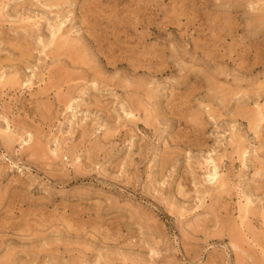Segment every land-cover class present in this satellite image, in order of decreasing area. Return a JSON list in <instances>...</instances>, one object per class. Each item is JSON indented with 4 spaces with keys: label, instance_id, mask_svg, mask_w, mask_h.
<instances>
[{
    "label": "rangeland",
    "instance_id": "374dc122",
    "mask_svg": "<svg viewBox=\"0 0 264 264\" xmlns=\"http://www.w3.org/2000/svg\"><path fill=\"white\" fill-rule=\"evenodd\" d=\"M49 1L0 0V264H264V0Z\"/></svg>",
    "mask_w": 264,
    "mask_h": 264
},
{
    "label": "bare ground",
    "instance_id": "6f19581e",
    "mask_svg": "<svg viewBox=\"0 0 264 264\" xmlns=\"http://www.w3.org/2000/svg\"><path fill=\"white\" fill-rule=\"evenodd\" d=\"M54 1H56V0H54ZM49 2H52V1L50 0ZM52 3H53V2H52ZM49 4H50V3H49ZM60 21H62V20H60ZM59 25H60V24H59ZM62 25H63V24H62ZM54 26H55V25H54ZM61 28H62V26H61ZM51 31H52V30H51ZM60 31H61V30H60ZM53 32H54V31H53ZM61 33H62V32H61ZM55 35H56V33H55ZM62 35H63V34H62ZM51 37H52V36H51ZM56 37H57V36H56ZM65 37H66V36H64V38H65ZM53 38H54V37H53ZM59 38H60V37H59ZM59 38L56 39V40H54V41L58 43ZM61 38H62V37H61ZM66 38H67V37H66ZM66 38H65V39H66ZM54 39H55V38H54ZM62 40H63V39H62ZM60 42H61V40H60ZM60 42H59V44H60ZM62 42H63V41H62ZM65 42H66V40H65ZM53 43H54V42H53ZM71 44H72V43H71ZM43 45H44V44H43ZM57 45H58V44H57ZM60 45H61V44H60ZM63 45H64V44L62 43V46H63ZM65 45H66V44H65ZM67 45H68V44H67ZM69 45H70V44H69ZM69 45H68V46H69ZM72 46H74V45H72ZM75 46H77V45H75ZM56 47H57V49L60 48V47L58 48V46H56ZM78 47H79V46H78ZM27 48H28V46H27ZM63 48H64V46H63ZM67 48H68V47H67ZM82 48H83V49L85 48L84 45H83ZM16 49H17V48H16ZM28 50H29V49H28ZM60 50H61V48H60ZM71 50H72V49H71ZM79 50H80V49H79ZM84 50H86V49H84ZM84 50H83V51H84ZM29 51H30V50H29ZM49 51H50V50H49ZM65 51H66V47H65ZM21 52H22V51H20V53H21ZM73 52H75L74 49H73ZM27 53H29V52H27ZM48 53H49V52H48ZM63 53H64V52H63ZM69 53H70V52H69ZM79 53H82V52H79ZM83 53H84V52H83ZM83 53H82V57H83V55H85V53H84V54H83ZM29 54H30V53H29ZM29 54H28V55H29ZM70 54H73V53H70ZM21 55H22V54H21ZM25 55H26V54H25ZM55 56H56V55H55ZM70 56H71V55H70ZM70 56H69V57H70ZM86 56H87V55H86ZM26 57H28V56L26 55ZM26 57H25V58H26ZM31 57H32V56H31ZM63 57H64V55H63ZM88 57H89V56H88ZM21 58H22V57H21ZM80 58H81V56H80ZM64 59H65V58H64ZM71 59H72V58H71ZM75 59H76V58H74V60H75ZM83 59H84V58H82L81 63H77V62H75V61H73V62H75V64H76V63H77V64H80V66H81V64L84 62ZM86 59H87V58H86ZM91 59H92V58H91ZM21 60H24V56H23V58H22ZM65 60H67V59H65ZM84 60H85V59H84ZM73 62H72V63H73ZM85 62H86V61H85ZM88 62H89V60H88ZM89 63H90V62H89ZM89 63L87 64V62H86L85 64L89 65ZM69 64H70V63H69ZM69 64H68V65H69ZM77 64H76V65H77ZM90 64H91V63H90ZM63 65H64V64H63ZM70 65H71V64H70ZM72 65H73V64H72ZM82 65H83V64H82ZM78 66H79V65H78ZM74 67H75V66H74ZM84 67H85V66H84ZM89 67H91V66L89 65ZM89 67H88V68H89ZM78 68H80V67H78ZM88 68H87V70L90 71V68H89V69H88ZM59 69H60V68H59ZM69 70H70V69H69ZM82 70H83V69H82ZM85 70H86V68H85ZM87 70H86V71H87ZM92 70H93V68H92ZM92 70H91V71H92ZM62 71H63V70H62ZM78 71H80V70H78ZM66 72H67V71H65V73H66ZM76 72H77V71H76ZM80 72H81V71H80ZM93 72H94V71H93ZM95 72H96V71H95ZM13 73H14V72H13ZM54 73L57 74L55 71H54ZM59 73H60V72H59ZM68 73H69V72H68ZM41 74H42V73H41ZM48 74H49V73H48ZM62 74H63V73H62ZM80 74H81V73H80ZM51 75H52V74H51ZM82 75H83V73H82ZM91 75H94V74H91ZM14 76H15V75H14ZM63 76H64V75H63ZM69 76H70V74H69ZM69 76H66V77L69 78ZM71 76H72V75H71ZM74 76H75V75H74ZM100 76H101V75H100ZM10 77L12 78L13 76H10ZM17 77H18V76H17ZM56 77H57V76H56ZM87 77H88V76H87ZM96 77L99 78V76H96ZM13 78H15V77H13ZM47 78H50V77L48 76ZM62 78H63V77H62ZM62 78H61V79H62ZM74 78H75V77H74ZM76 78H77V76H76ZM50 79H51V78H50ZM52 79H53V82H54V77H53ZM58 79H60V78H58ZM77 79H81V78H77ZM82 79H83V78H82ZM86 79H87V78H86ZM88 79H89V78H88ZM5 80H7V79H5ZM13 80H14V79H13ZM48 80H49V79H48ZM48 80H47V81H48ZM55 80H56V79H55ZM63 80H65V79H63ZM17 81H18V80H17ZM47 81H46V83H47ZM66 81H67V80H66ZM73 81H74V80H73ZM84 81H85V80H84ZM49 82H51V81H49ZM60 82H61V81H60ZM67 82H68V81H67ZM67 82H65V83H67ZM105 82H106V81H105ZM0 83H1V82H0ZM3 83H4V81H3ZM8 83H9V82H8ZM13 83H14V81H13ZM46 83H45V84H46ZM57 83H58V82H57ZM68 83H69V82H68ZM5 84H6V83H5ZM5 84L3 85V87L5 86ZM11 84H12V83H11ZM53 84H54V83H53ZM53 84H52V86H53ZM212 84H213V83H212ZM47 85H48V84H47ZM62 85H63V83H62ZM66 85H67V84H65V86H66ZM70 85H71V84H70ZM6 86H7V84H6ZM57 86H58V84H57ZM65 86H64V87H65ZM82 86H83V85H82ZM141 86H142V85H140V87H141ZM12 87H13V86H12ZM47 87H48V86H47ZM67 87H68V86H67ZM10 88H11V87H10ZM50 88H51V87H50ZM53 88H54V87H53ZM143 88H144V87H143ZM146 88H147V87H146ZM146 88H145V89H146ZM212 88H213V87H212ZM261 88H262V87H261ZM6 89H7V88H6ZM8 89H9V88H8ZM54 89H55V88H54ZM65 89H66V88H65ZM216 89H217V88H216ZM71 90H72V89H71ZM138 90H141V89L139 88ZM135 91H136V90H135ZM145 91H146V90H145ZM145 91H144V92H145ZM142 92H143V91H142ZM229 92H230V91H229ZM261 92H262V91H261ZM41 93H42V92H41ZM145 93L148 94L147 92H145ZM232 93H233V92H232ZM132 94H134V93H132ZM217 94H218V93H217ZM234 94H235V93H234ZM234 94H233V95H234ZM129 95H131V94H129ZM220 95H221V94H220ZM71 96H72V94H71ZM71 96H69V97H71ZM137 96H138V95H137ZM139 96H140V95H139ZM226 96H227V95H226ZM62 97H64V96H62ZM67 97H68V96H67ZM127 97H129V96L127 95ZM132 97H133V96H132ZM132 97H131V98H132ZM134 97H135V96H134ZM152 97H153V96H152ZM216 97H217V96H216ZM219 98H220V97H219ZM56 99H57V98H56ZM66 99L69 100V98H66ZM132 99H133V98H132ZM135 99H136V98H135ZM67 100H66V101H67ZM63 101H64V100H63ZM71 101H72V100H71ZM130 101L132 102V100L129 99V102H130ZM68 102H69V101H68ZM68 102H67V103H68ZM95 102H97L96 99H95ZM129 102H128V103H129ZM131 102H130V103H131ZM135 102H136V100H135ZM65 103H66V102H65ZM133 103H134V100H133ZM137 104H138V103H137ZM244 104H245V103H244ZM256 104H258V103H256ZM69 105H70V103H69ZM130 105H131V104H130ZM131 106H132V105H131ZM45 107H46V106H45ZM256 107H257V106H256ZM259 107H260V106H258V108H259ZM261 107H263V106H261ZM261 107H260V108H261ZM133 108H134V107H133ZM244 108H245V106H244ZM263 108H264V107H263ZM44 109H45V108H44ZM141 109H142V108H141ZM239 109H240V108H239ZM245 109H246V108H245ZM253 109H254V108H253ZM256 109H257V108H256ZM258 110H259V109H258ZM260 110H261V109H260ZM260 110H259V111H260ZM48 111H49V110H48ZM135 111H136V110H135ZM142 111H143V109H142ZM131 112H132V111H131ZM133 112H134V111H133ZM245 112H246V111H245ZM250 112L252 113L253 110L250 111ZM128 113H129V112H128ZM236 113H237V112H236ZM138 114H139V113H138ZM246 114H247V112H246ZM252 114H253V113H252ZM252 114H251V116H252ZM254 114H255V113H254ZM259 114H261V113H259ZM259 114L257 113V115H256V114H255V115L258 116L257 118L261 119L260 116H259ZM146 116H147V115H145V117H146ZM253 116H254V115H253ZM253 116H252V118H251V121H254V120H255V117H253ZM132 117H133V116H132ZM136 118H137V117H136ZM148 118H149V117H148ZM149 119H150V118H149ZM253 119H254V120H253ZM262 119H263V118H262ZM262 119H261V120H262ZM147 120H148V119H147ZM261 120H260V121H261ZM262 121L264 122V120H262ZM254 122H255V121H254ZM256 122H257V121H256ZM256 122H255V123H256ZM251 123H252V122H251ZM251 123H250V124H251ZM258 123H260L259 120H258L257 124H258ZM257 124H256V125H257ZM253 125H254V124H253ZM256 125H255V126H256ZM261 125H262V123H261ZM6 126H7V125H6ZM258 126H259V125H258ZM249 127H250V126H249ZM252 128H253V127H252ZM262 128H263V127H262ZM22 129H23V128H22ZM253 130H254V129H253ZM256 130H257V129H256ZM258 130H259V129H258ZM258 130H257V131H258ZM260 130H261V129H260ZM263 131H264V130H263ZM260 132H261V131H260ZM260 132H259V133H260ZM4 133H5V132H4ZM259 133H258V135L261 136V134H259ZM263 133H264V132H263ZM107 134H108V133H107ZM109 134H110V133H109ZM263 135H264V134H263ZM107 136H108V135H107ZM33 137H34V136H33ZM105 137H106V134H105ZM258 137H259V136H258ZM261 137H262V136H261ZM35 138H36V137H35ZM29 139H30V138H29ZM31 139H32V138H31ZM40 139H41V138H40ZM261 139H263V138H261ZM4 140H6V138H4ZM6 141L8 142V140H6ZM3 142H4V141H3ZM260 142H263V141H260ZM22 143H23V148H24V144H25V147H26V143L23 142V139H22ZM1 144H2V143H1ZM1 144H0V145H1ZM32 144H33V143H32ZM239 144H240V143H239ZM30 145H31V144H30ZM35 145H38V144H35ZM263 145H264V142H263ZM32 146H34V145H32ZM5 147H6V146H5ZM29 147H31V146H29ZM35 147H36V146H35ZM38 147H39V146H38ZM23 148H22V149H23ZM41 148H42V147H41ZM26 149H27V148H26ZM260 149H262V148H260ZM42 150H43V149H42ZM46 150H47V149H46ZM27 151H29V150L27 149ZM40 151H41V150H40ZM44 151H45V150H44ZM258 151H259V150H258ZM241 152H242V151H241ZM28 153H29V152H28ZM28 153H27V154H28ZM37 154H38V153H37ZM39 154H40V153H39ZM47 154H48V153H47ZM33 155H34V154H33ZM70 155H71V153H70ZM45 156H46V155H45ZM61 156H62V154H61ZM39 157H40V156H39ZM70 157H71V156H70ZM40 159H41V157H40ZM40 159H39V160H40ZM44 160H45V159H44ZM259 160H260V159H259ZM263 161H264V159H263ZM261 162H262V161H261ZM259 163H260V162H259ZM261 164H262V163H261ZM259 165H260V164H259ZM261 167H262V166H261ZM262 168H263V167H262ZM215 170H216V169H215ZM76 171H77V170H76ZM216 173H218V172H216ZM210 174H211V173H210ZM254 174H255V173H254ZM257 174H258V173H257ZM259 174H261V173H259ZM214 175H215V173H214ZM214 175H213V176H214ZM218 175H219V174H218ZM79 176H80V175H79ZM219 176H220V175H219ZM255 176H256V175H255ZM80 177H81V176H80ZM256 177H259V176H256ZM217 179H218V178H217ZM257 179H258V178H257ZM259 179H260V178H259ZM259 179H258V180H259ZM222 180H223V179H222ZM218 182H219V181H218ZM218 182H217V183H218ZM258 182H259V181H258ZM261 182H262V181H261ZM20 183H21V182H20ZM23 185H24V184H23ZM225 189H226V188H225ZM219 192H220V191H219ZM217 193H218V191H217ZM220 195H221V194H220ZM214 197H215V196H214ZM220 199H221V198H220ZM222 200H223V199H222ZM253 209H254V208H253ZM247 210H248V212H249V210H250V212L254 211V210L251 211L250 208L247 209ZM244 211H246V210H244ZM257 211H258V210H257ZM248 212L246 211L245 213H248ZM255 212H256V211H255ZM252 213H253V212H252ZM253 216H254V215H253ZM246 217H247V216H246ZM146 219H147V218H146ZM250 221H251V220H250ZM149 223H150V222H149ZM149 223H148V225H149ZM145 225H146V223H145ZM234 226H235V225H234ZM147 227H149V226H147ZM153 227H154V226H153ZM153 227H152V228H153ZM150 228H151V227H150ZM152 228H151V229H152ZM229 228H230V226H229ZM234 228H235V229H234L233 231L235 232L236 227H234ZM237 228H238V227H237ZM153 229H154V228H153ZM153 229H152V231H153ZM232 229H233V226H232ZM233 231H232V233H233ZM238 231H239V230H238ZM227 232H228V231H227ZM235 233H236V232H235ZM237 234H238V232H237ZM230 235H231V234H230ZM230 237H231V236H230ZM238 237H239V239H240V236H238ZM232 239H233V238H232ZM233 240H234V239H233ZM233 242H236V241L234 240ZM230 243H231V242H230ZM238 243H239V241H238ZM231 245H233V243H232ZM240 246H241V245H240ZM240 246H239V247H240ZM237 248H238V247H237ZM245 249L247 250L248 248L245 247ZM241 250H243V249H241ZM248 250H249V249H248ZM249 252H250V250H249ZM254 252H255V251H254ZM251 253H252V252H251ZM236 254H237V253H236ZM254 254H255V253H254ZM238 255H239V253H238ZM244 255H247V254H244ZM239 257H240V256H239ZM245 257H246V256H245ZM245 257H243V260H245V259L247 258V257H246V258H245ZM236 258H237V257H236ZM238 259H241V258H238ZM255 259H256V258H255ZM243 260L240 261V262H242V264L244 263ZM249 260H252V262H254L253 259H249ZM249 260H248V261H249ZM245 261H247V259H246ZM248 261H247V262H248ZM238 262H239V260H238ZM247 262H245V263H247ZM256 263H257V262H256ZM247 264H250V263H247Z\"/></svg>",
    "mask_w": 264,
    "mask_h": 264
}]
</instances>
